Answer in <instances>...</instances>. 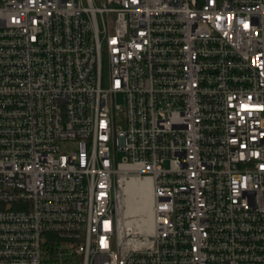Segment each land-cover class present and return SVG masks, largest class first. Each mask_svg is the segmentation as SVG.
I'll return each mask as SVG.
<instances>
[{
  "label": "built area",
  "instance_id": "1",
  "mask_svg": "<svg viewBox=\"0 0 264 264\" xmlns=\"http://www.w3.org/2000/svg\"><path fill=\"white\" fill-rule=\"evenodd\" d=\"M0 264H264V0H0Z\"/></svg>",
  "mask_w": 264,
  "mask_h": 264
},
{
  "label": "bare ground",
  "instance_id": "2",
  "mask_svg": "<svg viewBox=\"0 0 264 264\" xmlns=\"http://www.w3.org/2000/svg\"><path fill=\"white\" fill-rule=\"evenodd\" d=\"M125 206L123 213L125 214L122 221H125L127 215L131 217L125 221L127 226H137L141 231H151L153 228L152 219V185L150 180H139L132 178L127 181L125 186ZM125 193V194H126ZM122 203V202H121ZM123 208V205H117V210ZM122 213V212H121ZM129 217V218H130Z\"/></svg>",
  "mask_w": 264,
  "mask_h": 264
},
{
  "label": "rangeland",
  "instance_id": "3",
  "mask_svg": "<svg viewBox=\"0 0 264 264\" xmlns=\"http://www.w3.org/2000/svg\"><path fill=\"white\" fill-rule=\"evenodd\" d=\"M118 101L119 102H121L122 101V97H119L118 98ZM126 192H125V189H124V192L121 194V196H120V201H119V205H123V208L121 209V210H119L120 211V216L123 218V216L125 215L124 213H123V209H124V204H125V197L127 196V193L125 194ZM122 202V203H121ZM122 212V213H121ZM130 216L129 215H127V217H126V219H125V221L126 220H128V219H131V217L129 218ZM124 221V222H125Z\"/></svg>",
  "mask_w": 264,
  "mask_h": 264
}]
</instances>
